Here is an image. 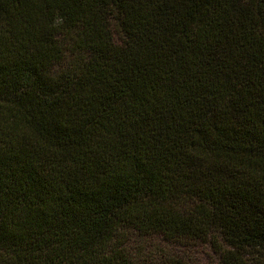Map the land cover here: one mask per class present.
<instances>
[{
    "label": "trees",
    "instance_id": "trees-1",
    "mask_svg": "<svg viewBox=\"0 0 264 264\" xmlns=\"http://www.w3.org/2000/svg\"><path fill=\"white\" fill-rule=\"evenodd\" d=\"M130 232L264 264V0H0V264Z\"/></svg>",
    "mask_w": 264,
    "mask_h": 264
},
{
    "label": "rangeland",
    "instance_id": "rangeland-1",
    "mask_svg": "<svg viewBox=\"0 0 264 264\" xmlns=\"http://www.w3.org/2000/svg\"><path fill=\"white\" fill-rule=\"evenodd\" d=\"M118 41L117 35H114ZM124 244L129 248L136 264H167L181 261L182 264H215V256L207 245L188 241H168L161 236H140L127 233Z\"/></svg>",
    "mask_w": 264,
    "mask_h": 264
}]
</instances>
